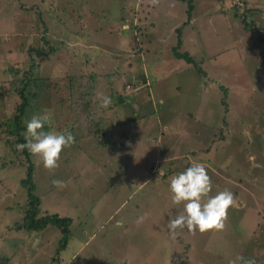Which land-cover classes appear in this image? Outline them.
<instances>
[{
  "label": "rangeland",
  "instance_id": "rangeland-1",
  "mask_svg": "<svg viewBox=\"0 0 264 264\" xmlns=\"http://www.w3.org/2000/svg\"><path fill=\"white\" fill-rule=\"evenodd\" d=\"M240 1L245 6V0ZM246 1L254 9L248 21L255 22L259 33L245 31L225 8L235 0H193L194 18L185 26L187 4L177 0H0V121L17 102L9 90L12 81L29 68L54 86L55 101L39 98L38 111L52 114L50 106L56 108L61 100L69 109V93L76 96L82 81L92 84L83 78L87 70L79 63L83 49L98 74L87 95L92 105L83 122L99 123L104 132L99 138H85L81 127L75 129L77 113L71 117L69 110L55 109L58 120L62 114L58 126L70 132L75 143L62 151L52 172L33 157L34 195L42 211L72 220L71 239L57 255L62 237L51 227L21 232L10 243L6 239V226L23 216L27 196L20 184L24 169L14 148L2 142L0 130L1 260L264 264V0ZM178 39L179 52L200 65V75L193 64L173 55ZM49 45L54 52L48 51ZM33 46L46 54L31 53ZM112 68L121 73L118 78L109 75ZM69 71L75 73L74 85L66 77ZM97 93L112 103L101 107L94 100ZM212 132L222 138L221 146ZM194 162L204 164L211 177L209 196L227 189L235 204L222 231L184 230L173 239L166 225L183 206L171 202L169 178ZM162 168L171 175L155 181ZM53 180L66 186L54 187Z\"/></svg>",
  "mask_w": 264,
  "mask_h": 264
},
{
  "label": "trees",
  "instance_id": "trees-1",
  "mask_svg": "<svg viewBox=\"0 0 264 264\" xmlns=\"http://www.w3.org/2000/svg\"><path fill=\"white\" fill-rule=\"evenodd\" d=\"M177 1L184 2L187 4V10H186L187 21L183 24V26L188 25L191 22L192 18H194L192 15V12L194 10L193 0H177ZM223 1L224 0H215L216 4L217 3L222 4ZM243 2L245 5L243 6L244 7L243 11H240L242 7L234 5V4L231 5V3H227L225 5V8H227L228 10H232L234 17L237 19H240L243 25V29L245 31L259 33L256 27V24H254L255 22L253 23V22L248 21L249 18L247 14H249L251 10H254V9H249L247 7L248 3L246 0ZM225 8L221 11L222 16L226 14ZM118 33L120 32H117V34ZM252 38L258 40L260 44H263L261 40L258 39L257 36H254ZM43 40H45V44H48L45 36ZM97 42L99 43L100 41H97ZM180 47H181V40L178 39L177 45L172 49L173 55L177 59H183L185 62L189 63L190 65L193 64L198 74L200 75V73H202L199 67L200 65L195 63L189 57L187 53H180L179 52ZM131 49L136 50L137 48L132 47ZM81 50L82 51H80V53L84 56L78 57L79 63H82L85 69L87 70V72L83 74V78L84 77L88 78V81H90V83L93 84L94 79L98 77V74L95 73V71L92 69L91 59L89 58V55L85 53V50L83 49ZM29 51L31 53L34 52V54L39 57L46 54L45 50L42 49L41 47L35 48L33 46L29 49ZM48 51L52 53L54 52V49L50 47L49 45ZM90 51H96V49L90 50ZM73 55L71 54V51H70L69 58L71 59V56H72V59H74ZM212 58L213 56L210 59ZM68 74L70 75L66 77L68 78L69 83L74 85L75 84L74 83L75 73L72 71H69ZM109 75H111L112 78H118L121 75V73L118 74L115 68L114 69L112 68V71L110 72ZM92 84L90 87H88L86 85V82L83 83L82 81L81 84H79L78 89L76 90V93H77L76 96H73L72 92L69 93L70 105H69V109H67L69 110L68 113L71 114V117H73L74 113H77L76 116L78 118V122H77V125L75 126V129L78 127H81L82 131L84 132L82 136L85 138L95 137V136L99 138L98 135L104 134V132L102 131V128H100L99 123L88 124V123L83 122V116L86 115L85 112L87 111L88 107L92 105V102L90 100H87V95L94 88ZM126 85L129 86L128 83L125 84V86ZM125 86H121V87L124 89ZM73 87L74 86H71L70 88L69 86L70 88L69 90L73 91ZM53 88L54 86L51 80L35 77L32 74L30 68L27 71H24L22 73L21 78H16L11 83V88L9 90H11L10 92L13 94L15 98H17V102L15 106L12 107L11 110L9 108L8 114L4 113L3 115L4 119L0 121V130L3 131L4 133V139L3 140L1 139L2 142H5L6 144H8V147L11 146L14 148V151H16V155H17L16 161L22 166V169H24L25 175H24V178H22L20 184H21L22 189L25 190V193L27 196V200L23 204L24 206H22L21 208L23 216H21L19 221L15 222L13 225L11 224V225L6 226L9 229L8 237L6 239H8V242L10 243L11 241H14V238H17L15 236L21 235V232L22 233H34V232L43 231L46 228L51 227L54 229V231H56L62 237V239H60L58 243V249L56 251V254L59 255V252L65 248V244L68 242L69 239H71L72 233L70 230L71 229L70 226L72 224V220L67 217H60L58 216V214L49 212L48 210L45 212L42 211L41 209L42 204H41L40 198L34 195V192H35V184L33 181L34 168L32 165L34 156L31 155L27 151V149L23 151H18L16 148L17 144L26 143L24 136H23V133L26 131L25 121L30 119L33 114H41L44 112V110H42L41 112L38 111L39 107L36 106L37 100L41 97H50L53 99V101H55V97H54L55 92L53 91ZM63 101L64 100H61V102L57 104L56 108H54L52 105L50 106V109L53 110L52 111L53 125L55 127V130L58 132H64L63 128L62 127L60 128L58 126V122H60V119L62 117V114H61L60 119L58 120V117H59L58 113L59 112L61 113V111L63 112L67 111L66 108L64 109L63 107V103H64ZM81 105H82V110L79 108V106ZM2 108L4 109L5 107L2 105L1 109ZM55 109L59 111L57 114H54ZM87 124L88 126H86ZM47 129L48 127L45 126V130ZM65 129L67 128L65 127ZM212 136H214V139H216V136L214 135L213 132H212ZM216 140H219L220 146H221L222 138L220 137V138H217ZM244 143H246L245 138H244ZM99 144L103 147H106L108 145L107 142L105 141H100ZM206 152H207L206 154L209 155V149H207ZM0 168L3 169L1 164H0ZM165 173L166 174H164L163 176H160V178H154V180L162 181L164 179H168V176H169L168 174L170 173H167V172ZM158 220L161 221L162 219H158ZM10 232L12 233L9 234ZM10 235H13V236H10ZM6 262L7 260L4 261L0 259V264H6Z\"/></svg>",
  "mask_w": 264,
  "mask_h": 264
},
{
  "label": "clouds",
  "instance_id": "clouds-1",
  "mask_svg": "<svg viewBox=\"0 0 264 264\" xmlns=\"http://www.w3.org/2000/svg\"><path fill=\"white\" fill-rule=\"evenodd\" d=\"M94 100L101 102V107L107 108L112 100L110 97L97 93ZM26 131L23 133L26 143L16 145L18 151H27L37 157L45 170L52 172L59 167L62 151L75 143V137L70 132H58L53 128L52 114L44 110L41 114H33L25 121ZM45 126L50 130L46 131ZM164 175V169L159 170V176ZM170 179L171 202L182 205L174 219L166 225L169 236L173 239L184 230L189 233L205 234L210 231L219 232L225 228L229 209L235 204V196L230 190L219 191L209 196L212 191L211 177L202 163L194 162L185 171ZM54 187L62 188L66 183L53 180ZM206 198V199H205ZM140 217L137 223H141ZM237 259L243 260L242 257ZM230 264H236L231 261ZM244 264H255L254 261H244Z\"/></svg>",
  "mask_w": 264,
  "mask_h": 264
},
{
  "label": "built area",
  "instance_id": "built-area-1",
  "mask_svg": "<svg viewBox=\"0 0 264 264\" xmlns=\"http://www.w3.org/2000/svg\"><path fill=\"white\" fill-rule=\"evenodd\" d=\"M234 5H237L243 8V4L240 0H235Z\"/></svg>",
  "mask_w": 264,
  "mask_h": 264
},
{
  "label": "water",
  "instance_id": "water-1",
  "mask_svg": "<svg viewBox=\"0 0 264 264\" xmlns=\"http://www.w3.org/2000/svg\"><path fill=\"white\" fill-rule=\"evenodd\" d=\"M120 103H122V100H120Z\"/></svg>",
  "mask_w": 264,
  "mask_h": 264
},
{
  "label": "crops",
  "instance_id": "crops-1",
  "mask_svg": "<svg viewBox=\"0 0 264 264\" xmlns=\"http://www.w3.org/2000/svg\"><path fill=\"white\" fill-rule=\"evenodd\" d=\"M154 166V165H153Z\"/></svg>",
  "mask_w": 264,
  "mask_h": 264
}]
</instances>
